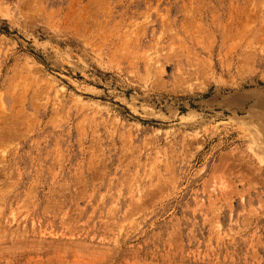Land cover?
Wrapping results in <instances>:
<instances>
[{
    "label": "rangeland",
    "instance_id": "374dc122",
    "mask_svg": "<svg viewBox=\"0 0 264 264\" xmlns=\"http://www.w3.org/2000/svg\"><path fill=\"white\" fill-rule=\"evenodd\" d=\"M0 138V264H264V0H0Z\"/></svg>",
    "mask_w": 264,
    "mask_h": 264
},
{
    "label": "bare ground",
    "instance_id": "6f19581e",
    "mask_svg": "<svg viewBox=\"0 0 264 264\" xmlns=\"http://www.w3.org/2000/svg\"><path fill=\"white\" fill-rule=\"evenodd\" d=\"M6 132H7V131H6ZM9 132H10V131H9ZM13 132H14V131H13ZM8 134H9V133H8ZM2 135H3V134H2ZM12 135H13V134H12ZM8 136H9V135H8ZM9 138H10V137H9ZM0 139H1V138H0ZM221 182H222V181H221ZM220 185H221V184H220ZM220 185H219V186H220ZM212 186H213V185H212ZM216 186H217V185H216ZM219 186H218V187H219ZM214 187H215V186H214ZM220 187H221V186H220ZM225 187H226V186H225ZM222 190H223V189H222ZM140 199H141V198H140ZM136 200H137V199H136Z\"/></svg>",
    "mask_w": 264,
    "mask_h": 264
}]
</instances>
